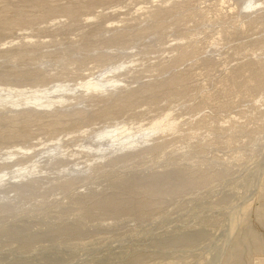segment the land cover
I'll use <instances>...</instances> for the list:
<instances>
[{
    "label": "rangeland",
    "instance_id": "obj_1",
    "mask_svg": "<svg viewBox=\"0 0 264 264\" xmlns=\"http://www.w3.org/2000/svg\"><path fill=\"white\" fill-rule=\"evenodd\" d=\"M261 62L264 0H0V264H264Z\"/></svg>",
    "mask_w": 264,
    "mask_h": 264
},
{
    "label": "bare ground",
    "instance_id": "obj_2",
    "mask_svg": "<svg viewBox=\"0 0 264 264\" xmlns=\"http://www.w3.org/2000/svg\"><path fill=\"white\" fill-rule=\"evenodd\" d=\"M112 70L115 71V70H118V69L117 68H114ZM263 70H264V62H261V66H259L258 69H257L258 76H261L262 75V71ZM154 87H156L155 84H148L145 88H142V90H146L147 91V89H150L151 90ZM152 117H153L152 119L149 118L150 121L148 123H146V124H139V125H137L135 127L134 126H129V125H126L124 128L123 127L122 128L119 127V129H117V134H115L113 136L111 135V137H109V139L107 141L108 144H105L104 145L102 143H94V144L87 143L83 147L85 149L89 150V151L91 149L94 150V151L95 150L96 151H104L103 146H106V145L107 146L109 145L108 147L114 148V150H116V149L117 150H120V149H122L123 146H126V148L124 147V149L130 150V148H134V150L133 149H131V150H133L135 152V147H139V146H134V145H137L139 143H140V145H142L145 142L148 143V141H151L150 138L154 134H156L157 132H160L161 134L163 132H170V131L175 130L177 128V126H178L177 121H176L177 119L175 117L170 116V112H167V113H165L162 116H158V117L152 116ZM110 133L111 132H107V135L110 134ZM114 133H116V132H114ZM105 135H106V133H105ZM102 136H104V135H101L100 138ZM103 139H105V137ZM117 146H120V147H117ZM76 152H79L80 153V151H76ZM111 153H112V151H111ZM18 172H25V173H28L29 174L30 172H34V170L30 168L28 170L23 169V170H20ZM20 174H22V173H20ZM164 175H166V174H158V175H155L156 178H157V180L155 182H152V180L153 179H156V178H154L152 176L151 177H147V178L143 179L142 184H143V186H148L151 189H155V188L158 187V184L160 182H162L163 179H165L163 177ZM179 176H180V174L177 175V177H179ZM261 215L263 216L264 213L261 214ZM232 221H236V219H234ZM262 222L264 223V220ZM256 234L257 233L254 232V233L251 234L252 236L250 235L251 237H248V239L245 238L243 240V243L245 242L244 245L247 247V249L249 248L250 252H256V251L257 252L258 251L261 252L263 250V244H262L261 240L259 239L260 237L257 236ZM238 249L239 248L236 247L233 250L234 253L232 252L233 255L229 257V259L227 261V264H243L244 262H246V258L247 257L246 256H243L242 253L240 252V250H238Z\"/></svg>",
    "mask_w": 264,
    "mask_h": 264
}]
</instances>
